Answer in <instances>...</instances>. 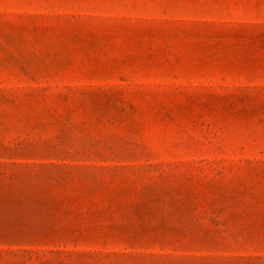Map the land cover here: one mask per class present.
<instances>
[{"label":"rangeland","instance_id":"374dc122","mask_svg":"<svg viewBox=\"0 0 264 264\" xmlns=\"http://www.w3.org/2000/svg\"><path fill=\"white\" fill-rule=\"evenodd\" d=\"M0 264H264V0H0Z\"/></svg>","mask_w":264,"mask_h":264}]
</instances>
